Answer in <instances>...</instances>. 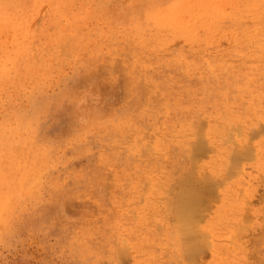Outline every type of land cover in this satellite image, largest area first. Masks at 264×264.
<instances>
[{
    "label": "rangeland",
    "instance_id": "obj_1",
    "mask_svg": "<svg viewBox=\"0 0 264 264\" xmlns=\"http://www.w3.org/2000/svg\"><path fill=\"white\" fill-rule=\"evenodd\" d=\"M0 181V264H264V0H0Z\"/></svg>",
    "mask_w": 264,
    "mask_h": 264
},
{
    "label": "bare ground",
    "instance_id": "obj_2",
    "mask_svg": "<svg viewBox=\"0 0 264 264\" xmlns=\"http://www.w3.org/2000/svg\"><path fill=\"white\" fill-rule=\"evenodd\" d=\"M176 8V7H175ZM174 8V9H175ZM174 13V12H173ZM179 14V13H178ZM160 17V16H159ZM161 18H164L161 16ZM160 19V18H159ZM180 20V19H179ZM166 21V20H165ZM172 21V20H171ZM177 25V24H176ZM143 43V42H142ZM234 124V123H233ZM234 126V125H233ZM238 126V124H237ZM242 127V126H241ZM243 129V128H242ZM235 132V131H234ZM241 133V132H240ZM206 134V133H205ZM259 135V134H258ZM3 142V141H2ZM247 143V142H246ZM2 144V143H1ZM257 156V155H256ZM231 169V168H230ZM25 173V172H24ZM25 177V176H24ZM15 179V177H14ZM13 180V179H12ZM1 182V181H0ZM4 182V181H3ZM4 187V186H3ZM10 187V186H9ZM189 190V191H188ZM191 190V191H190ZM188 191V192H187ZM190 192V193H189ZM200 204V198L190 187L186 188L179 200V219L185 224V231L188 239L191 238L190 230L194 227L197 217L195 210ZM181 223V222H180ZM196 241V240H194ZM197 247L196 245L193 248Z\"/></svg>",
    "mask_w": 264,
    "mask_h": 264
}]
</instances>
